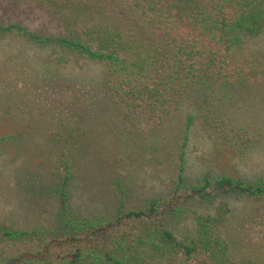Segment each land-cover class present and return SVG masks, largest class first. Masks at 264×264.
I'll return each instance as SVG.
<instances>
[{
	"label": "trees",
	"instance_id": "obj_1",
	"mask_svg": "<svg viewBox=\"0 0 264 264\" xmlns=\"http://www.w3.org/2000/svg\"><path fill=\"white\" fill-rule=\"evenodd\" d=\"M0 1V36L20 35L59 50L56 63L66 66L72 56L100 62L110 99L132 125L166 119L191 88L199 93L206 123L218 117L228 123L204 103H213L208 97L222 101L230 87L247 85L246 78L230 76L236 64L234 72L243 71L233 50L264 34V0ZM193 119L190 114L186 121L167 196L124 209L117 182L122 196L111 217L73 216L66 169L52 193L56 223L0 227V264H264L232 254L224 229L233 207L226 199L216 205L221 196L263 199L264 177L207 172L187 183L185 146ZM193 201L213 208L188 213L184 206ZM182 217L197 226L192 235Z\"/></svg>",
	"mask_w": 264,
	"mask_h": 264
},
{
	"label": "rangeland",
	"instance_id": "obj_2",
	"mask_svg": "<svg viewBox=\"0 0 264 264\" xmlns=\"http://www.w3.org/2000/svg\"><path fill=\"white\" fill-rule=\"evenodd\" d=\"M233 53L243 71L234 72L236 64L230 76L246 78L247 85L230 87L218 103L210 97L213 103H204L228 123L219 117L206 123L199 93L191 88L166 119L132 125L110 99L100 62L72 56L66 66L56 63L59 50L20 35L0 36V227L55 224L52 193L66 169L73 216L111 217L120 206L119 184L124 209L167 196L190 114L187 183L207 172L264 177V34L248 37ZM224 199L233 207L224 229L232 254L264 262V198L221 196L216 205ZM207 207L213 208L196 201L184 206L188 213ZM180 221L187 234L197 229L189 218Z\"/></svg>",
	"mask_w": 264,
	"mask_h": 264
}]
</instances>
